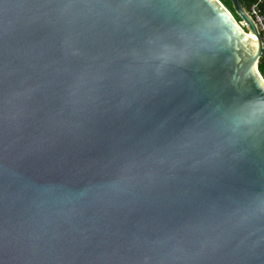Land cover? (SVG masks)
I'll return each mask as SVG.
<instances>
[{"label":"water","instance_id":"95a60500","mask_svg":"<svg viewBox=\"0 0 264 264\" xmlns=\"http://www.w3.org/2000/svg\"><path fill=\"white\" fill-rule=\"evenodd\" d=\"M230 1L0 17V264H264V40Z\"/></svg>","mask_w":264,"mask_h":264},{"label":"snow or ice","instance_id":"6c2138e0","mask_svg":"<svg viewBox=\"0 0 264 264\" xmlns=\"http://www.w3.org/2000/svg\"><path fill=\"white\" fill-rule=\"evenodd\" d=\"M147 3V0H0V17H2L12 6H25L29 8H43L52 4H58L62 9L75 14L83 12L89 15L103 17L112 12H122L133 9L140 4ZM2 68V65H0ZM264 79V77H262ZM264 87V85H261ZM134 165L132 160L124 159L119 162V171L123 176H129ZM243 220L256 217L264 219V191L260 193H248L242 208ZM218 247L215 240L210 241L206 248L191 255H207Z\"/></svg>","mask_w":264,"mask_h":264},{"label":"clouds","instance_id":"9594fccd","mask_svg":"<svg viewBox=\"0 0 264 264\" xmlns=\"http://www.w3.org/2000/svg\"><path fill=\"white\" fill-rule=\"evenodd\" d=\"M243 107L248 113L246 123L258 125L264 122V97H257L243 103Z\"/></svg>","mask_w":264,"mask_h":264},{"label":"built area","instance_id":"2783aa9c","mask_svg":"<svg viewBox=\"0 0 264 264\" xmlns=\"http://www.w3.org/2000/svg\"><path fill=\"white\" fill-rule=\"evenodd\" d=\"M264 0H254V3L251 5L250 10L248 11L249 15L254 19L257 28L264 40V15L261 10V4ZM262 57L264 58V52ZM264 77V74H261ZM264 80V79H263Z\"/></svg>","mask_w":264,"mask_h":264},{"label":"trees","instance_id":"16d2710c","mask_svg":"<svg viewBox=\"0 0 264 264\" xmlns=\"http://www.w3.org/2000/svg\"><path fill=\"white\" fill-rule=\"evenodd\" d=\"M220 2L233 14V16L235 17V19L238 22H241V20L237 17V15L235 14L232 2L230 0H220ZM242 5L244 6V8L249 11L251 5L254 3V0H241ZM261 10L262 13L264 15V2L261 4ZM259 71L261 74H264V58L262 57L260 63H259Z\"/></svg>","mask_w":264,"mask_h":264},{"label":"bare ground","instance_id":"6f19581e","mask_svg":"<svg viewBox=\"0 0 264 264\" xmlns=\"http://www.w3.org/2000/svg\"><path fill=\"white\" fill-rule=\"evenodd\" d=\"M252 38L256 39L255 36L252 35Z\"/></svg>","mask_w":264,"mask_h":264}]
</instances>
